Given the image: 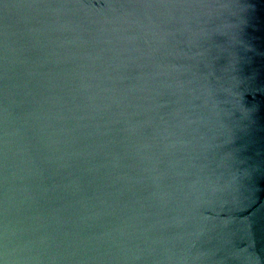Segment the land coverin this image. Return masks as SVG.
Instances as JSON below:
<instances>
[{
	"label": "water",
	"instance_id": "obj_1",
	"mask_svg": "<svg viewBox=\"0 0 264 264\" xmlns=\"http://www.w3.org/2000/svg\"><path fill=\"white\" fill-rule=\"evenodd\" d=\"M0 264H264V0H0Z\"/></svg>",
	"mask_w": 264,
	"mask_h": 264
}]
</instances>
